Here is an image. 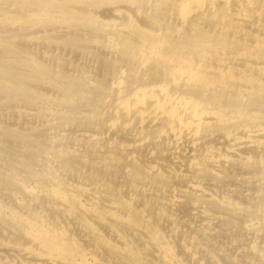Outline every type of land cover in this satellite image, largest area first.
Instances as JSON below:
<instances>
[{"label":"bare ground","instance_id":"bare-ground-1","mask_svg":"<svg viewBox=\"0 0 264 264\" xmlns=\"http://www.w3.org/2000/svg\"><path fill=\"white\" fill-rule=\"evenodd\" d=\"M0 264H264V0H0Z\"/></svg>","mask_w":264,"mask_h":264},{"label":"rangeland","instance_id":"rangeland-1","mask_svg":"<svg viewBox=\"0 0 264 264\" xmlns=\"http://www.w3.org/2000/svg\"><path fill=\"white\" fill-rule=\"evenodd\" d=\"M38 51H37V53H38V56L39 57H42V55L41 54H43L42 52L44 51V49H43V51H42V49H37ZM63 54V55H61L64 59H67L68 61H70V62H73V63H75L78 59V61L79 62H82L83 60H84V58H83V55L82 54H80V53H75V52H72V51H67V50H61V49H58V51H57V48H53L51 51H49V53L51 54V53H55V54ZM71 52V53H70ZM81 55V56H80ZM75 56V57H74ZM42 59V58H41ZM70 59V60H69ZM83 59V60H82ZM72 60V61H71ZM77 61V62H78ZM76 62V63H77ZM52 92V91H51ZM29 185H31L32 183H33V181L32 180H28V182H27Z\"/></svg>","mask_w":264,"mask_h":264}]
</instances>
